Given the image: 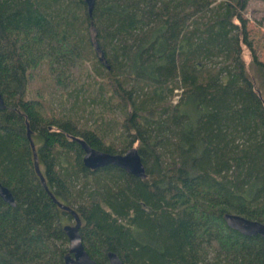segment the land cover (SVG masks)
<instances>
[{"label": "trees", "instance_id": "16d2710c", "mask_svg": "<svg viewBox=\"0 0 264 264\" xmlns=\"http://www.w3.org/2000/svg\"><path fill=\"white\" fill-rule=\"evenodd\" d=\"M248 1L0 0V264H64L75 220L49 193L97 264H264L223 218L264 222ZM78 140L136 144L146 177L86 167Z\"/></svg>", "mask_w": 264, "mask_h": 264}, {"label": "water", "instance_id": "95a60500", "mask_svg": "<svg viewBox=\"0 0 264 264\" xmlns=\"http://www.w3.org/2000/svg\"><path fill=\"white\" fill-rule=\"evenodd\" d=\"M88 11L91 12L94 0H84ZM4 107L3 98L0 93V109ZM83 148L84 155L82 158L83 164L88 168H98L105 165H115L122 168L128 173L137 177L145 178V168L141 161L140 155L136 148H129L124 153H108L96 150L87 145L82 140H78ZM35 158V151H33ZM36 161V160H35ZM36 163V162H35ZM37 169V165H36ZM38 170V169H37ZM38 172L40 179L44 181L41 174ZM53 201L62 209H66L73 214L75 223L73 225L65 224L63 229L68 238V250L64 255V264H97L95 260L85 250L81 236L79 233L80 221L76 213L71 209L56 201L51 193H49ZM0 197L7 203L13 205V198L10 191L0 183ZM223 218L226 225L244 235H259L264 238V222L251 220L239 214L225 213ZM105 264H123L121 259L114 253L109 251L107 253V262Z\"/></svg>", "mask_w": 264, "mask_h": 264}, {"label": "rangeland", "instance_id": "374dc122", "mask_svg": "<svg viewBox=\"0 0 264 264\" xmlns=\"http://www.w3.org/2000/svg\"><path fill=\"white\" fill-rule=\"evenodd\" d=\"M243 12V16L247 19V40L250 43V49L244 46L242 47V59L244 60L248 73L254 77L261 96L264 98V77L258 68L254 66L250 57V50H252L257 60L264 59V0H249ZM135 146L136 144L129 146V148H135ZM65 224L73 225L74 222L67 219L65 220Z\"/></svg>", "mask_w": 264, "mask_h": 264}]
</instances>
